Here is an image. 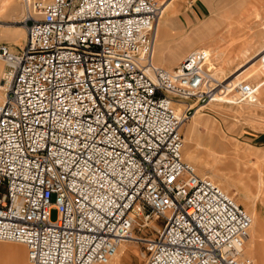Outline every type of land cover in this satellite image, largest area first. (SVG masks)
Here are the masks:
<instances>
[{
    "label": "built area",
    "instance_id": "1",
    "mask_svg": "<svg viewBox=\"0 0 264 264\" xmlns=\"http://www.w3.org/2000/svg\"><path fill=\"white\" fill-rule=\"evenodd\" d=\"M19 1L24 41L0 43V241L29 264H106L147 228L143 264H253L249 214L183 160L180 131L211 101L255 103L264 50L258 81L221 82L203 49L152 63L169 0Z\"/></svg>",
    "mask_w": 264,
    "mask_h": 264
},
{
    "label": "rangeland",
    "instance_id": "2",
    "mask_svg": "<svg viewBox=\"0 0 264 264\" xmlns=\"http://www.w3.org/2000/svg\"><path fill=\"white\" fill-rule=\"evenodd\" d=\"M13 1L11 8L0 11V40L3 39L1 35H4L19 45L25 38V31L20 23L24 18V11L19 0ZM173 6L177 13L169 20V27L157 44L163 48V59L162 54L158 55L156 50L153 53V63L162 68L166 67L164 61L171 59V55L178 53L182 56L168 69L175 66L189 52L199 48L201 44L220 48L219 50L229 56L236 55L247 42L249 31L247 28L255 22L252 14H258L260 18L257 21L258 25L264 24V0H171L165 10ZM239 25L242 29H239ZM199 30L204 31L199 38H196L200 43L181 49L180 47L186 44V40H182V35L191 36ZM209 32L213 33L209 34ZM259 35L264 39L262 30ZM250 59L251 57H248L224 69L220 67L221 77H225L226 73H232L239 66L243 67L237 72L248 69L252 63L249 62ZM0 63L3 65V62ZM246 73L243 74L244 80L248 78ZM2 93L0 84V95ZM258 102L264 105L263 90L259 91ZM245 105L211 101L210 104L203 106L204 108L202 107L194 118L188 119L180 131L184 141L183 159L194 166L197 175L211 176L213 182L222 188L226 187L234 201L250 216L253 207L245 201L244 195L255 199L256 207L261 208L264 220V204L260 201L262 198H256L259 196L258 181L264 179V147L252 137L253 134L264 133V108L258 110V113L248 114ZM188 149L190 153L185 156L184 153ZM55 216L56 210L53 208L49 212V218L53 220ZM151 222L150 225L160 224L161 220ZM146 229L140 228L139 231L134 232V235L137 237L145 231L150 234L151 231ZM126 245L130 250L125 258H120L122 260L120 264H143L141 245L133 241H129ZM16 247H20V252L16 251ZM255 247L261 248L262 264H264V234L256 239ZM0 264H29L24 246L0 241Z\"/></svg>",
    "mask_w": 264,
    "mask_h": 264
},
{
    "label": "bare ground",
    "instance_id": "3",
    "mask_svg": "<svg viewBox=\"0 0 264 264\" xmlns=\"http://www.w3.org/2000/svg\"><path fill=\"white\" fill-rule=\"evenodd\" d=\"M170 1L171 0H169L165 4V6L161 10L160 15H159V17L157 18V21H156L155 38H154V43H153V47H152V63H153V53H154L155 50L158 53V55L162 54L161 58L163 59V56H164L163 53H162L163 52V48L161 46L157 45V44H159L161 38H163V36L166 33V29L169 27L168 26L169 25L168 24L169 20H171V18H173L174 15H176V13H177L176 8L174 6L165 10L166 5L169 4ZM13 4H14L13 0H0V11L5 9V8H9V7L11 8L13 6ZM252 16H253V20H255V22L251 23L249 28L246 27L249 30L248 31V35H247V42L239 50V52L237 51L238 53L236 55L229 56L227 54H224V52L222 50H219L220 48H215L213 46H208L207 47V46H204V44H201V46L199 48H196V49H203L208 54V60H207V63H206V69H207V72H208V74L210 75L211 78L216 79V80L221 81V82L238 81V80H244L243 74L245 72H247L245 74V75H248L247 79L252 80V81H258L259 80L260 75H261V71H260L259 65H258V58H259L260 53L264 50V39H262V36L259 35V34H261V30L263 31V26H260V25L257 24V21L260 20L258 14L254 13V14H252ZM240 28L242 29V27H240V25H239V29ZM223 29H225V28H223ZM224 31H226V30H224ZM237 31H238V29H237ZM203 32L204 31L199 30V31H197L195 33H192L191 36H187V35L184 34V36L186 38L182 35V40H186V44H185V46H182L180 48L183 49L184 47H188L190 45H195L197 42L200 43V41L198 39H196V38H199V35L203 34ZM210 33L212 34L213 32H209V34ZM196 49H194V50H196ZM181 56L182 55H179L178 53L171 55V59H169L168 61H164L165 62V66H166L165 69H168ZM248 57H251L249 62H252V63H250L251 66L248 69L244 70L243 72H240V71L237 72L241 67H243V66H239L232 73H226L225 77H221V73H220L221 69H219L220 67L222 69L227 68L230 64H233V63L238 62V61H240V62L244 61V60L248 59ZM241 65H243V64H241ZM7 78H8V76H7V74H6L5 70H4V66L0 63V84H1L3 90L5 88L4 82L7 80ZM260 90H263V92H264V83L260 86V88L258 90V97H257V100H256L255 103H242V104H246L245 106L247 108V113L248 114L258 113V110H262L264 108V105L261 104V102H258L259 101V91ZM3 94L4 93H2L0 95V102L3 99ZM209 104H210V102H209ZM242 104H239V105H242ZM257 108H259V109H257ZM200 110H201V108H198L192 114V116L189 119L194 118L198 114V112ZM183 143H184V141H183V138H182V146H181L182 158H183V147H184ZM189 153H190V151L188 149V150L185 151L184 154H185V156H188ZM191 162L194 163V161H191ZM204 176H206L209 179L213 180L211 176H208L206 174ZM215 184L221 190H223L226 194H228V195H230L232 197V195L228 192L226 187L222 188V186H220L219 184H217V183H215ZM228 185H230V184H228ZM257 191L259 193L258 194L259 196H257L256 198L257 199H261L262 198L260 201L264 204V199H263L264 198V194H263V191H264V179H259L258 184H257ZM244 199H245V201L250 203L251 207H253V212H251V216L249 215L250 216V225H249V228H248V231H247V238L245 239V241L243 243V246H242V251H243V254L246 255L247 258H249L252 261L253 264H262V258H263L262 250H261V248L257 249L255 247L256 239L258 237L263 236V234H264V220H263V217H262V214H261L262 210H261V208H257L256 207L255 199H251L250 196H248V195H244ZM263 208H264V206H263ZM151 223H153V222H151ZM132 238L133 239H131V240H126L124 242H121L118 245L114 255L112 256V258L106 264H120L121 261H122L121 259L125 258L127 256L126 253H128L129 250H130L129 247H127L126 243H128L129 241L135 242L134 239L136 238V236L134 234H132ZM1 242L2 243H8V242H3V241H1ZM16 244L21 245L20 243H16ZM16 251L20 252V247H16ZM140 256H139V258H140ZM134 257L137 258L138 256H136V254H134Z\"/></svg>",
    "mask_w": 264,
    "mask_h": 264
},
{
    "label": "crops",
    "instance_id": "4",
    "mask_svg": "<svg viewBox=\"0 0 264 264\" xmlns=\"http://www.w3.org/2000/svg\"><path fill=\"white\" fill-rule=\"evenodd\" d=\"M3 39L0 40V43H6L12 51H15L22 44L16 45L13 41L9 40L7 36L1 35ZM17 46V47H15ZM264 147V133L253 134L252 136Z\"/></svg>",
    "mask_w": 264,
    "mask_h": 264
}]
</instances>
